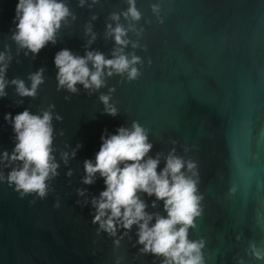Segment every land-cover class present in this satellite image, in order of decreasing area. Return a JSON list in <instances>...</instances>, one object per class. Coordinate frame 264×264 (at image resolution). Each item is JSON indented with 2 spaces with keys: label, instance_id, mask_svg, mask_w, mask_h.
I'll return each instance as SVG.
<instances>
[{
  "label": "water",
  "instance_id": "95a60500",
  "mask_svg": "<svg viewBox=\"0 0 264 264\" xmlns=\"http://www.w3.org/2000/svg\"><path fill=\"white\" fill-rule=\"evenodd\" d=\"M15 3L0 0V51L7 46L11 56L5 79L23 80L27 87L29 74L42 69L43 82L35 96L24 97L5 85L0 151L11 152L14 143L5 113L39 114L52 105L58 168L42 198L34 192L21 196L13 184L0 181V264H160L162 257L138 251L135 226L122 237V228L116 237L97 232L89 201L104 188L103 180L81 182L83 161L94 157L102 130L114 133L133 120L147 129V156L175 148L176 155L196 162L201 214L188 238L203 239L205 264H264L246 254L250 243L264 247V0H135L140 19L133 23L143 31L127 34L140 46H126L125 52L141 58L140 75L132 81L106 77L105 86L91 93L80 84L74 93L57 88L54 54L69 49L83 56L87 49L109 57L114 45L105 37V24L112 23L110 13L127 8L126 0H85L83 6L65 0L75 19L61 25L55 43L27 55L11 39ZM119 22L127 26L123 17ZM89 23L96 34L90 44L84 32ZM109 87L115 116L105 114L98 99ZM73 149L64 163L60 153ZM12 166L0 165V172L6 177ZM140 195L146 211L164 215L162 202L153 208L154 197Z\"/></svg>",
  "mask_w": 264,
  "mask_h": 264
},
{
  "label": "clouds",
  "instance_id": "9594fccd",
  "mask_svg": "<svg viewBox=\"0 0 264 264\" xmlns=\"http://www.w3.org/2000/svg\"><path fill=\"white\" fill-rule=\"evenodd\" d=\"M95 3L96 0H91V4ZM126 3L127 8L120 13H110L112 23L105 24V37H111L114 45L109 57L87 49L83 56L75 55L69 49H60L54 54L58 89L63 87L74 93L77 91L75 85L80 84L91 93L105 86L106 77L119 75L126 81H132L140 75L137 65L141 63V58L131 51L125 52L126 46L132 49L140 46L137 40H130L127 35L132 32L139 36L143 31L133 23L140 19V12L135 7V0H126ZM78 4L83 6L85 0H78ZM150 7L154 14H158V4ZM121 17L127 26L119 22ZM69 18L74 20L75 16L65 0H16L11 18L15 30L11 39L18 49L26 50L25 55L28 52L36 54L46 43H55L58 30L62 24L68 23ZM91 19L94 20L95 16ZM84 32L90 44L96 35L90 23L85 25ZM10 59L5 46V50L0 51V97L6 95L4 89L9 83L15 86L17 95L35 96L37 87L43 82L42 69L29 74L30 83L26 87L23 80L5 79ZM113 91L109 87L107 93L98 96L103 112L110 116L117 115V108L110 103ZM51 108L52 105H49L39 114L30 113L28 109L15 115L4 114L5 122L11 121L14 143L11 152L0 151V165L13 166L6 177L0 172V181L6 179L21 196L34 192L44 197L48 190L46 181L57 175L58 164L51 146ZM55 118L60 119L59 116ZM105 133L106 130H102L94 157L83 161L85 174L81 178L83 184L94 183L97 176L103 180L104 188L89 201L94 208L92 222L98 225L97 232L102 230L116 237L117 229L122 228V237L135 226L136 243L142 245L138 251L162 257L160 264H205L203 239L188 238L194 218L201 214L199 202L202 196L197 191L196 162L176 155L175 148L169 149L166 154L157 152L154 156H147L152 148L147 129L134 120L128 127L121 125L114 133ZM74 155L75 149L62 151L60 158L67 163L68 158ZM162 156L163 167L157 171ZM14 162H19V165L15 166ZM67 175H71V170ZM84 191L77 189V195H84ZM140 194L154 197L151 201L153 208L157 201L162 202L164 215L146 211L148 205ZM119 240L120 237H117L113 244L118 245ZM246 254L257 260L264 259V247L250 243Z\"/></svg>",
  "mask_w": 264,
  "mask_h": 264
}]
</instances>
